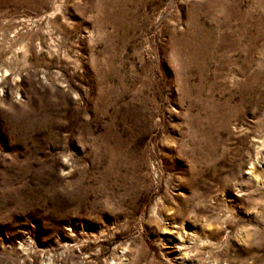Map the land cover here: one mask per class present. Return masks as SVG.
Listing matches in <instances>:
<instances>
[{"label": "rangeland", "instance_id": "1", "mask_svg": "<svg viewBox=\"0 0 264 264\" xmlns=\"http://www.w3.org/2000/svg\"><path fill=\"white\" fill-rule=\"evenodd\" d=\"M0 264H264V0H0Z\"/></svg>", "mask_w": 264, "mask_h": 264}]
</instances>
